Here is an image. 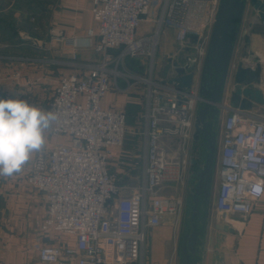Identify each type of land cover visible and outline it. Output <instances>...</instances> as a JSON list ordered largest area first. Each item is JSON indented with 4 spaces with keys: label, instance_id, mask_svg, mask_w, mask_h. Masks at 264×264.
<instances>
[{
    "label": "built area",
    "instance_id": "built-area-1",
    "mask_svg": "<svg viewBox=\"0 0 264 264\" xmlns=\"http://www.w3.org/2000/svg\"><path fill=\"white\" fill-rule=\"evenodd\" d=\"M218 4L219 0H91L96 32L89 28L87 35L95 36L92 46L100 58L59 78L47 108L57 119L48 131L65 139L37 152L25 177L46 205L40 229L75 240L73 246L34 244L41 262L139 263L146 230L180 211L182 197L166 190L182 179L189 161L185 149L192 139L197 87L153 79L155 50L168 26L174 29L176 44L193 49L199 64ZM149 16L154 19L152 31L138 33ZM261 23L264 26V19ZM188 33L196 35L194 44ZM52 35L56 41L75 44L60 33ZM125 56L145 58L149 74L134 77L145 85L144 148L134 189L120 186L109 170L113 148L124 143L126 114L100 106L115 77L127 74L117 69ZM252 108L227 106L217 140L213 208L237 230L243 221L235 215L246 218L264 194V115Z\"/></svg>",
    "mask_w": 264,
    "mask_h": 264
},
{
    "label": "crops",
    "instance_id": "crops-1",
    "mask_svg": "<svg viewBox=\"0 0 264 264\" xmlns=\"http://www.w3.org/2000/svg\"><path fill=\"white\" fill-rule=\"evenodd\" d=\"M90 7L91 0H11L4 7L0 5V30H13L11 36L0 35V98L26 100L47 111L61 76L81 69L82 64L99 60L100 55L92 46L95 36L87 35L89 28L96 32ZM8 10L12 14L11 23L1 16ZM153 20L150 16L143 19L138 33L151 32ZM261 20L256 10L251 7L245 10L234 37L232 63L235 65L242 62L256 70L258 79L253 85L264 96V26ZM55 32L63 38L72 39L75 44L56 41L52 35ZM173 32V28L164 26L160 34L156 48L159 55L154 58L151 74L157 81L170 80L173 76L172 61L180 60L182 51L189 47L176 44L177 48H174L171 44V40L175 42ZM170 35L173 39H170ZM161 38L164 41L160 45ZM111 52L116 54L118 49ZM202 60L203 57L199 64ZM117 69L127 74L116 76L100 100L102 108L117 109L126 114L124 143L121 147L113 148L109 170L117 175L120 186L134 189L140 177L144 148L142 132L145 126L141 118L145 85L134 77L149 75L148 66L145 58L125 56ZM224 104L234 106L228 100ZM255 105L258 104H253V107ZM224 114L223 111L222 116ZM45 135L46 142L40 151L48 150L65 139L61 136L53 137L49 131ZM197 144L193 139L187 143L185 153L189 161L183 177L172 182L166 190L167 193L183 198L180 211L146 230V264H175L178 224L182 221L181 243L184 220L188 214L185 199L187 196L190 198L191 175L194 172L190 160L199 155ZM36 153L31 155L19 173L11 177H0V264H45L33 249L36 243L74 245V236L59 234L54 230L42 231L38 225L46 214V205L41 195L25 182ZM215 174L216 165L214 177ZM235 218L243 221L239 230L234 229L209 206L205 226L199 235L197 264H264V194L253 203L251 213L246 218L241 214L235 215Z\"/></svg>",
    "mask_w": 264,
    "mask_h": 264
},
{
    "label": "water",
    "instance_id": "water-1",
    "mask_svg": "<svg viewBox=\"0 0 264 264\" xmlns=\"http://www.w3.org/2000/svg\"><path fill=\"white\" fill-rule=\"evenodd\" d=\"M248 7L264 19V0H219L202 63H197V56L191 64L182 65L174 60L171 63L173 76L168 82L186 89L196 84L198 94L191 137L199 144V155L190 160L194 172L180 243V264H197L198 261L199 235L209 214L213 187L217 147L215 124L227 107L224 101L240 109H251L253 104L264 105L261 90L253 85L258 79L256 70L242 62L232 63L234 37ZM187 37L191 44L197 41L194 34L188 33Z\"/></svg>",
    "mask_w": 264,
    "mask_h": 264
},
{
    "label": "clouds",
    "instance_id": "clouds-1",
    "mask_svg": "<svg viewBox=\"0 0 264 264\" xmlns=\"http://www.w3.org/2000/svg\"><path fill=\"white\" fill-rule=\"evenodd\" d=\"M57 116L21 99L0 98V177L19 173L45 145Z\"/></svg>",
    "mask_w": 264,
    "mask_h": 264
},
{
    "label": "rangeland",
    "instance_id": "rangeland-1",
    "mask_svg": "<svg viewBox=\"0 0 264 264\" xmlns=\"http://www.w3.org/2000/svg\"><path fill=\"white\" fill-rule=\"evenodd\" d=\"M16 1H21L22 2L23 0H16ZM9 2H11V0H0V5H2L4 7L5 3H9ZM5 12L6 13H2L1 16L4 19H6L7 22L11 23V21H12L11 11L8 10V11H5ZM34 20H35V18L33 17L32 21L34 22ZM25 26H27V25L25 24ZM9 27H11V25H9ZM7 28H8V26H7ZM31 31L33 32V29ZM1 34H4L6 36H11L13 34V30H11V28H9V29H6L5 28L3 30H0V35ZM173 35H174V32H173ZM170 37H171L170 39H173L172 38V35H170ZM0 38H2V36H0ZM163 41H164V38H161L160 45L163 43ZM171 44H172V46L174 48L175 47L177 48L176 43L174 42V40H171ZM157 50L155 52L154 58H156V57L158 58L159 52L157 53ZM156 62H157V60H156ZM156 66H157V64L155 63V67ZM230 87H231V84H230ZM252 110L254 112L260 114V115H264V106L255 105L252 108ZM222 118H223V116H221V118L219 119V121L215 124V131H216V134H217V139H218V134H219V129H220V125H221ZM217 156H218V146L216 147V152H215V165H216ZM214 178H213V180H215V182H213V187H212V190H211V193H210V202H209L210 208H213V198H214V194H215V191H216V179H214ZM183 203H184V200H183ZM188 204H190V201H189L188 196H187L186 199H185V205H186L185 209H186L187 212H188ZM182 213L184 214V212H182ZM178 227L179 228H178V232H177V235H176L177 236V242H176V246H175V251L173 250L174 251V255H175L174 258L176 260L175 261V264H180V237H181V234H182V221L180 222V224H178ZM145 248H146V245H145ZM146 256H147V249H145V251L143 253L142 260L139 261L140 264H141V261H142L143 264H146V260H147ZM139 263L137 261H134L131 264H139Z\"/></svg>",
    "mask_w": 264,
    "mask_h": 264
},
{
    "label": "flooded vegetation",
    "instance_id": "flooded-vegetation-1",
    "mask_svg": "<svg viewBox=\"0 0 264 264\" xmlns=\"http://www.w3.org/2000/svg\"><path fill=\"white\" fill-rule=\"evenodd\" d=\"M183 54L180 58V60H177L180 64L184 65V64H191L194 61V58L196 57V53L193 49H184ZM198 145V144H197ZM196 148L199 151V145L196 146Z\"/></svg>",
    "mask_w": 264,
    "mask_h": 264
}]
</instances>
